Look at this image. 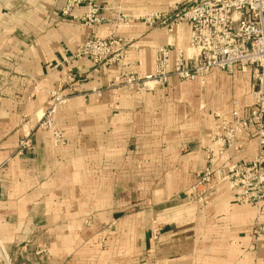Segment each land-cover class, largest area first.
<instances>
[{
    "label": "crops",
    "instance_id": "crops-1",
    "mask_svg": "<svg viewBox=\"0 0 264 264\" xmlns=\"http://www.w3.org/2000/svg\"><path fill=\"white\" fill-rule=\"evenodd\" d=\"M179 1L100 0L106 21L87 26L73 19L86 6L62 15L66 0H0V264H264V236L252 235L264 209L233 202L221 176L257 154L255 135L216 156L207 203L187 193L218 115L235 99L250 103V73L214 70L151 92L113 86L126 70L152 72L159 46L188 47V24L136 19ZM112 34L137 45L126 66L97 69L77 56L88 39ZM56 90L69 95L57 119L64 145L37 128Z\"/></svg>",
    "mask_w": 264,
    "mask_h": 264
},
{
    "label": "built area",
    "instance_id": "built-area-1",
    "mask_svg": "<svg viewBox=\"0 0 264 264\" xmlns=\"http://www.w3.org/2000/svg\"><path fill=\"white\" fill-rule=\"evenodd\" d=\"M81 6H86V11L73 19L87 26L106 21L100 0H66L62 15L72 17L73 11ZM136 19L169 30L186 23L190 27L189 45L178 47L169 42L159 46L152 72L141 74L126 70L113 86L151 92L168 85L174 78L204 81L214 70L230 75L238 70L250 73V103L244 105L240 99H235L228 116L218 115L219 121L207 147V163L197 173L187 193L195 196L199 203H207L215 191L216 156H224L229 150L241 151V136L253 134L258 142L257 154L252 159L230 165L221 176L233 191V202L264 209V0H181L173 3L166 13L152 12ZM130 20L128 15L118 17L121 24ZM129 48H137V45L112 34L88 39L77 56L89 57L97 69L110 64L126 66ZM68 97L62 91H50V99L37 125L38 129L52 134L56 145L66 143L57 119L59 109ZM30 138L28 134L20 140L18 152L31 146ZM159 234L160 229L154 228V238L157 239ZM252 235L255 239L264 236V222L256 219ZM142 264L156 263L142 261Z\"/></svg>",
    "mask_w": 264,
    "mask_h": 264
},
{
    "label": "rangeland",
    "instance_id": "rangeland-1",
    "mask_svg": "<svg viewBox=\"0 0 264 264\" xmlns=\"http://www.w3.org/2000/svg\"><path fill=\"white\" fill-rule=\"evenodd\" d=\"M182 1H185V0H182Z\"/></svg>",
    "mask_w": 264,
    "mask_h": 264
}]
</instances>
